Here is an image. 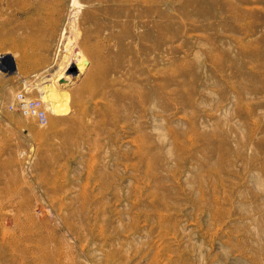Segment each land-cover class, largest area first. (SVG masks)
Wrapping results in <instances>:
<instances>
[{
  "label": "rangeland",
  "instance_id": "1",
  "mask_svg": "<svg viewBox=\"0 0 264 264\" xmlns=\"http://www.w3.org/2000/svg\"><path fill=\"white\" fill-rule=\"evenodd\" d=\"M78 1L0 0V264H264V0H166L163 55L114 0ZM76 8L98 38L56 87L69 112L10 110ZM133 63L165 83L140 130L114 85Z\"/></svg>",
  "mask_w": 264,
  "mask_h": 264
},
{
  "label": "bare ground",
  "instance_id": "2",
  "mask_svg": "<svg viewBox=\"0 0 264 264\" xmlns=\"http://www.w3.org/2000/svg\"><path fill=\"white\" fill-rule=\"evenodd\" d=\"M114 2V8L111 10H116V12L120 14H125L130 20L131 25L137 28H144L141 34H132L138 41L142 42V46H145L144 52L151 55L155 47V49L159 50L163 55L167 33V25L165 22L166 0H114ZM78 3H80L78 0H73L74 6L76 5L78 7ZM74 10L75 9L70 12L69 18L61 30L59 39L60 45L54 65L45 68L44 71L33 80L24 79L27 92L36 89L45 104V110H49L52 115L56 116L66 115L69 112L68 105L66 101H64L66 98L63 100L60 99L56 87L58 84H61L60 81L64 80L62 83H66L72 78V73H70L71 69L76 70L78 76L85 71L88 55L93 53L88 47L89 44H87V41L98 38L92 32H86L84 38L80 36L81 32L78 28L80 22L77 21L80 15V9L76 8V10ZM112 38L118 39V34H113ZM148 42H153L154 45ZM149 57L152 62L156 61L154 57ZM13 63L15 64V61ZM114 71L115 74H117V64L115 65ZM141 75L143 76L144 73L138 71L137 64L133 63L130 69L127 70L125 77L122 78L119 76L120 78H118L121 79V81L115 80L114 83V85H120L123 81L127 82L125 97L131 101V110L136 114L135 118H131L133 124L141 122L144 113L147 110H151L149 108L151 103L155 101L160 102L162 97L160 96L161 92L165 89V83L162 81L156 83V85L152 86L150 89H146L143 85L144 78H139L142 77ZM147 81H149L148 78ZM154 90L160 95H155ZM134 125L136 129L140 130V123ZM126 142L135 145L133 153L141 158L150 156L154 151L153 141L148 134H143L133 139L127 137ZM6 216L7 214L5 212L0 214V217Z\"/></svg>",
  "mask_w": 264,
  "mask_h": 264
},
{
  "label": "built area",
  "instance_id": "3",
  "mask_svg": "<svg viewBox=\"0 0 264 264\" xmlns=\"http://www.w3.org/2000/svg\"><path fill=\"white\" fill-rule=\"evenodd\" d=\"M17 94L14 101L8 104L10 110L20 111L26 115L36 117L42 124L48 123V115L44 103L39 99H30L26 95V89ZM1 108V105H0Z\"/></svg>",
  "mask_w": 264,
  "mask_h": 264
},
{
  "label": "crops",
  "instance_id": "4",
  "mask_svg": "<svg viewBox=\"0 0 264 264\" xmlns=\"http://www.w3.org/2000/svg\"><path fill=\"white\" fill-rule=\"evenodd\" d=\"M48 55V54H47ZM22 63H24V64H26L27 65V69H26V71H24L23 72V74H28V73H31L32 72V70H33V68H38V67H32V68H30V66H28L29 64H30V62L28 61V60H23V61H21ZM38 64H47L48 63V59H47V57L46 58H42V59H40L38 62H37ZM15 65H16V68L17 69H19V62H17V61H15ZM31 65V64H30ZM21 69V68H20ZM21 71V70H20ZM18 73H19V70L17 71Z\"/></svg>",
  "mask_w": 264,
  "mask_h": 264
},
{
  "label": "water",
  "instance_id": "5",
  "mask_svg": "<svg viewBox=\"0 0 264 264\" xmlns=\"http://www.w3.org/2000/svg\"><path fill=\"white\" fill-rule=\"evenodd\" d=\"M74 70V69H73ZM75 72H76V70H74ZM14 71H13V68H11L10 69V73H13Z\"/></svg>",
  "mask_w": 264,
  "mask_h": 264
}]
</instances>
